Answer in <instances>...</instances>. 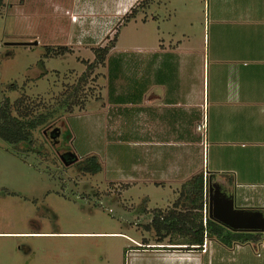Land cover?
Returning a JSON list of instances; mask_svg holds the SVG:
<instances>
[{"label": "rangeland", "instance_id": "rangeland-1", "mask_svg": "<svg viewBox=\"0 0 264 264\" xmlns=\"http://www.w3.org/2000/svg\"><path fill=\"white\" fill-rule=\"evenodd\" d=\"M129 2L124 7L119 0L0 3V106L8 103L11 114L22 120L53 114L45 125L29 129L30 144L0 136V264H99L111 259L123 240L59 232L108 230L114 216L119 223L132 220L145 195L153 198V206L171 197L170 188H158L153 180L164 178L175 163L172 151L181 147L172 135L177 122L190 130L188 156L200 172L207 171L209 159L213 166L216 139L229 138L226 131L221 134L225 122L219 123V111L207 104L204 109V84L212 92L221 82L230 62L216 58L233 55L249 22H239L237 8H228L230 1L223 2L225 8H217L215 0H153L148 8L137 6L138 0ZM135 6L134 16L124 20ZM118 29L115 45L100 62L95 48L109 45ZM34 40L38 45L15 44ZM179 42L191 49L180 67L182 78L175 58L168 56ZM62 47L66 49L60 51ZM144 51L146 61L140 56ZM170 64L175 74L162 75L159 82L161 70L171 72ZM159 83L167 92L169 86H179L174 90L178 96L166 92L168 101L176 95L182 102L186 87L189 98L182 103L190 104L193 115L178 109L173 116L159 106L160 100L146 101ZM159 90L153 88L158 95ZM144 108L143 126L138 116ZM53 127L61 128L59 143L44 132ZM66 149L79 162L65 164L58 152ZM91 154L103 165L95 174L79 166ZM172 179L179 188L182 176ZM248 250L244 259L264 263V245Z\"/></svg>", "mask_w": 264, "mask_h": 264}, {"label": "crops", "instance_id": "crops-1", "mask_svg": "<svg viewBox=\"0 0 264 264\" xmlns=\"http://www.w3.org/2000/svg\"><path fill=\"white\" fill-rule=\"evenodd\" d=\"M129 1L132 0H119L120 6L123 5L124 7L127 3L129 5ZM142 1L144 0H138V5ZM152 1H148L147 6L142 8H148ZM229 1L228 8H237L239 22H249V31L243 33L246 35L245 39L235 43L238 45L233 48L232 56L216 58L218 61L230 62L226 68L227 71L224 75L222 73L221 82L213 88L212 92L210 87L207 91L204 84V109L207 104L209 110L213 106L219 111L218 115L221 118L219 123L225 122L221 134L226 131L229 138L226 140L216 139L217 148L213 158V166L210 168L211 159H209L207 171H203L205 172V180L208 179L210 173L214 174L215 178L212 179V183L219 184L223 192L232 196L236 207L264 212V0H215V3L217 8H225L223 2ZM190 51L188 45L179 42L175 50L168 55L175 58L177 62L176 73L181 78L184 76V72L181 71L180 67H185L184 62L187 61L186 58L190 55ZM147 55L146 52L140 55L143 56V61L148 59ZM223 76L227 79L223 80ZM157 87L161 90L160 95L157 91H153V88ZM153 88H151V95L146 101L153 104L156 99L160 100L159 106L164 105L173 116H177L173 112L178 109L193 115V108L189 106L190 104L182 103L186 101L187 97L189 98L187 95L189 91L186 87L184 89L187 91L182 90L185 93L182 102L178 101V91H174L179 88L177 85L169 86L168 92L165 90L167 86L161 83ZM166 92L169 94L175 92L177 96L175 95L172 101H168L170 98L165 95ZM163 109L160 107V113ZM147 111L144 108L138 116L141 118V125L145 124ZM191 119L193 121V118ZM177 123L172 135L176 139L174 141H177V147H181L179 149L174 148L172 151L171 156L176 158L175 163L170 165V169L164 170L166 174L164 178L158 181L153 180L158 188H170L173 192L171 197L159 199L154 202L155 205L153 206V198L145 195L141 210L131 217L132 220L129 221L122 216L125 221L119 223L121 219L114 216L111 229L108 230H63L59 233L72 236H102L123 240L124 245L114 249L112 256H110L111 259L105 262L101 259L103 263L100 262L99 264H257L244 259L248 254L247 250L253 249L254 245L251 243L237 244L233 248H228L216 239L207 236L205 231L202 245L192 244L190 249H187L189 242H191L190 236L199 229V227L196 228L195 223L200 224L201 218L198 216L193 219L191 216L189 219H183L178 218V216L187 211V202L183 194L184 184L200 171L195 170L193 160L188 156V142L191 141V136L188 137L187 135L190 130L188 132L186 125L183 130L182 127L177 126ZM191 124H188L189 128H191ZM183 144H186L185 150L182 149ZM225 147L233 148L228 150ZM178 158L182 160L179 162ZM173 176H182L179 188L174 186ZM183 176L185 177L183 178ZM143 184H146L145 180H143ZM128 188L130 186L125 187L123 193ZM208 193L209 191L206 192L205 190V205L202 211L204 226L209 214ZM119 206L125 208L122 203H119ZM168 213L172 216L164 220L163 216ZM169 220L175 221L176 226L179 225L180 227L166 231L165 224ZM157 224H161L160 231H157ZM33 233L43 234L45 232ZM257 245H264V237L262 242ZM258 254L260 255V253ZM84 264H88L87 261Z\"/></svg>", "mask_w": 264, "mask_h": 264}, {"label": "trees", "instance_id": "trees-1", "mask_svg": "<svg viewBox=\"0 0 264 264\" xmlns=\"http://www.w3.org/2000/svg\"><path fill=\"white\" fill-rule=\"evenodd\" d=\"M2 0H0V3ZM148 4V0H144L141 2V6L139 7H146ZM137 6L132 8V11L127 14L124 20L128 21L131 17L134 16L136 13ZM138 7V8H139ZM119 29L117 30L115 37L111 40L110 44L105 47L95 48V53L97 60L100 62L104 61L106 54L110 50V46H114L117 39ZM66 48L62 47L60 51H64ZM47 50L51 51L50 47H47ZM94 63L90 64L92 67ZM169 67L171 72H165L161 70L158 76V80L163 81L165 76H171L175 74L173 65L167 66ZM166 69V68H165ZM162 75L163 78H162ZM162 79V80H161ZM1 104L0 106V136L7 140L10 143H28L31 142V131L29 129H34L37 126L45 125L50 117H52V113L41 114L36 119H29V120H22L16 116H13L10 112V106L8 103ZM80 168L84 171L90 173H98L103 169V165L100 161V157L97 154L88 155L82 162L79 164ZM214 174L208 176V179L205 180V172L201 171L195 174L191 179H189L184 184L183 194L185 201L187 202V211L184 213H180L178 218L189 219L191 216L193 219H196L198 216L201 218V223H195L196 228L199 227L198 230L194 231V233L190 236L189 240V247L190 245H202L204 240V231L206 232L207 236L216 239L221 244L228 248H233L237 244H246L251 243L252 245L256 246L258 243L262 242L263 239V232H253V231H246V230H233L226 225L220 223L219 221L211 218L208 214L206 217V225L203 224V209L205 205L204 201V193L209 191V182L212 181ZM174 215V214H173ZM172 214L168 213L163 216L165 220L171 217ZM181 220V219H180ZM162 223V222H161ZM156 224V223H155ZM160 225L157 224V231H160ZM166 231L170 229L175 230L178 229L180 226H176L175 221H167L165 224ZM200 232V235L198 233ZM183 248V247H179Z\"/></svg>", "mask_w": 264, "mask_h": 264}, {"label": "water", "instance_id": "water-1", "mask_svg": "<svg viewBox=\"0 0 264 264\" xmlns=\"http://www.w3.org/2000/svg\"><path fill=\"white\" fill-rule=\"evenodd\" d=\"M15 44L38 45V41L16 42ZM47 133V130L44 131ZM61 133V128L56 127L52 132V137ZM74 159L64 160L65 164L70 165L77 161L79 156L70 152ZM209 215L233 230H246L253 232H264V212L261 210L238 208L232 196H229L220 189L217 183L209 182Z\"/></svg>", "mask_w": 264, "mask_h": 264}, {"label": "flooded vegetation", "instance_id": "flooded-vegetation-1", "mask_svg": "<svg viewBox=\"0 0 264 264\" xmlns=\"http://www.w3.org/2000/svg\"><path fill=\"white\" fill-rule=\"evenodd\" d=\"M54 128V127H53ZM51 128L50 130H47V133H45L49 138H50V140L53 142V143H59L60 142V140H59V138H60V136H61V134H59V135H57L56 137H52V135H51V132L56 128ZM70 152H73V153H75L73 150H71V149H66V150H64V151H62V152H58V155H59V157L62 159V161L64 162V160H67V161H70L71 159H74V156H71L70 155ZM76 163L77 162H79V159L77 160V161H75ZM75 162H73V163H71V164H74Z\"/></svg>", "mask_w": 264, "mask_h": 264}]
</instances>
